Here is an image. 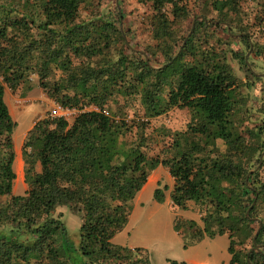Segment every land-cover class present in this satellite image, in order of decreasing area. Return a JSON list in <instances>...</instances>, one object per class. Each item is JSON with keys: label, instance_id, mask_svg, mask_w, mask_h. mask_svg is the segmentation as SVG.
Instances as JSON below:
<instances>
[{"label": "trees", "instance_id": "1", "mask_svg": "<svg viewBox=\"0 0 264 264\" xmlns=\"http://www.w3.org/2000/svg\"><path fill=\"white\" fill-rule=\"evenodd\" d=\"M185 1L138 0L153 10L157 50L152 52L130 39L123 26L124 0L0 2V264H152L143 248L114 239L158 165L174 178L172 204L187 209L193 201L202 215L203 228L195 219L175 217L185 247L188 237L181 229L196 227L189 245L206 235L228 234L230 264H264V175L257 169L264 161V107L255 113L263 116L261 122L248 124L245 106L254 81L243 83L224 51L196 47L195 37L207 23ZM243 1L204 0L218 13V30L250 48L248 31H238L232 22ZM252 1H258L256 18L264 22V0ZM81 8L102 11L83 19ZM189 18L197 21L177 40L174 25ZM233 53L248 77L261 78L244 55ZM57 71L62 75L51 82ZM32 74L50 98L79 112L72 122L49 116L29 130L23 146L28 188L15 194L17 122L5 86L16 90ZM116 95L139 99L138 120L128 121L109 107ZM174 107L189 109L192 122L183 141L167 147L171 154L150 158L148 124ZM134 123L138 139L130 138ZM154 197L164 202L163 190L155 189ZM61 206L82 219L78 243L55 216ZM249 239L250 250L236 248Z\"/></svg>", "mask_w": 264, "mask_h": 264}, {"label": "rangeland", "instance_id": "2", "mask_svg": "<svg viewBox=\"0 0 264 264\" xmlns=\"http://www.w3.org/2000/svg\"><path fill=\"white\" fill-rule=\"evenodd\" d=\"M98 1V0H95ZM5 2V0H0ZM98 3V2H96ZM189 9H194V13L201 12L200 16L207 23L202 27L195 37V45L200 50H216L219 53L225 52L227 60L231 64L234 73L242 80L243 83L254 81L253 89L250 90V98L246 99L248 124L255 126L261 122L263 116H259L258 107H264V22L256 18L259 11L258 1L247 0L243 1V9L239 15L232 14L233 26L237 25L238 31L245 29L250 35L251 45L248 48L244 44H235L231 42L226 31L218 30L216 26L220 18L218 13L212 7L206 6L204 0H187L185 1ZM124 15L123 26L126 27L134 41L138 44V48L142 51L149 47L152 52L157 50V39L155 37V28L152 24L153 10L150 5L142 4L138 0H124ZM109 7L113 8V3ZM101 10L94 8L86 10L81 8L80 17L88 19L92 13ZM106 10V9H104ZM166 10L170 13L171 8ZM102 11V10H101ZM172 17V16H171ZM231 17V16H230ZM182 22L180 25L175 24L178 36L177 40H182L186 32L188 24L196 19ZM130 37V39H131ZM240 52L245 56V59L254 67V72L259 73L260 79L253 76L248 77V68L239 63L235 58V53ZM62 75L61 71H57V75L53 77L51 82L55 81ZM250 80V81H249ZM5 100L9 106L13 119L17 122V126L13 133L15 152L22 156L23 170L21 177L17 175L14 183L13 192L15 194H24L28 185L25 181V161L23 158V146L27 133L40 119L49 117L51 110L55 107V100L50 98L40 84L39 76L32 74L30 81L20 85L16 90H12L8 85L5 86ZM242 93H248L243 87ZM255 96V99L253 97ZM140 101L137 98H124L116 95V98L110 103L112 110L118 111L125 116L128 121L138 120L135 116V111L140 109ZM137 109V110H136ZM71 113L66 115L69 122H72L78 114V109H70ZM120 116V117H121ZM140 119V118H139ZM192 122V113L187 108L174 107L163 113L162 115L152 118L148 124L146 134L149 135L148 147L145 151L151 157L156 155H169L166 153L167 147L171 145L175 139L183 141V132H186ZM130 123V122H129ZM139 131L137 124H133V130L130 138L138 139ZM220 147L225 149V145L220 141ZM20 157V156H19ZM264 160V153L260 156ZM258 164V163H257ZM261 168V173L264 175V161L259 163L258 168ZM40 166L38 165V170ZM16 171V170H15ZM150 178L154 180L148 183ZM174 178L171 176L168 167L158 165L149 174L145 191L136 196L133 201V211L130 219L123 231L117 234L114 242L120 245L131 247H141L144 249L143 255H148L149 261L152 264H170L169 259L179 262L194 259L203 264H230L231 255L228 252L229 238L228 234L210 238L205 236L201 241L191 244L194 238V230L183 227L181 232L186 233L188 239L187 247L184 246L183 237L174 229L175 217L181 220L195 219L198 225L203 228L201 213L199 206L193 202H188L187 209L175 207L172 204L171 192L174 186ZM160 188L164 193V202H158L154 197L155 189ZM3 201L4 198L2 199ZM55 216L61 217L66 223L69 236L78 243L80 240V228L82 219L80 215L75 214L67 206L59 207ZM194 231V232H193ZM204 240V241H203ZM197 244V245H196ZM191 246V247H189ZM246 252L252 248V242L249 239L242 245L236 246ZM188 263V262H187ZM192 263V262H191ZM86 264V263H78ZM190 264V263H188Z\"/></svg>", "mask_w": 264, "mask_h": 264}, {"label": "built area", "instance_id": "3", "mask_svg": "<svg viewBox=\"0 0 264 264\" xmlns=\"http://www.w3.org/2000/svg\"><path fill=\"white\" fill-rule=\"evenodd\" d=\"M71 110L69 108H64L59 103L55 102V107L50 112V117H66V115L70 114ZM107 114L109 112L106 111Z\"/></svg>", "mask_w": 264, "mask_h": 264}, {"label": "crops", "instance_id": "4", "mask_svg": "<svg viewBox=\"0 0 264 264\" xmlns=\"http://www.w3.org/2000/svg\"><path fill=\"white\" fill-rule=\"evenodd\" d=\"M20 156V157H19ZM22 162V156L21 155H18L17 154V157H15V162H14V168H15V170H16V167H19L20 166V163ZM16 173H17V171H16ZM17 175H18V173H17ZM154 179H152L151 180V178H150V180H149V182L150 181H153ZM148 182V183H149ZM147 185V184H146ZM145 187H143V189L138 193V195L137 196H140L144 191H145V189H144ZM204 241V240H203ZM197 245V244H196ZM124 246H127V245H124ZM194 246V245H193ZM129 247H131V246H129ZM189 247H191V246H189ZM131 248H136V247H131ZM186 262H188V263H190V264H203L202 262H199V261H197V260H194V259H188ZM192 262V263H191Z\"/></svg>", "mask_w": 264, "mask_h": 264}, {"label": "bare ground", "instance_id": "5", "mask_svg": "<svg viewBox=\"0 0 264 264\" xmlns=\"http://www.w3.org/2000/svg\"><path fill=\"white\" fill-rule=\"evenodd\" d=\"M22 170H23V161L20 163V166L19 167H16V171L18 173V175L21 177L22 175ZM153 178H151L152 180ZM152 181H150L149 183H151Z\"/></svg>", "mask_w": 264, "mask_h": 264}]
</instances>
